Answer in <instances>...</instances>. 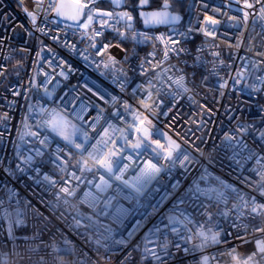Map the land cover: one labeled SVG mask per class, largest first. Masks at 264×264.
<instances>
[{
  "label": "built area",
  "instance_id": "2783aa9c",
  "mask_svg": "<svg viewBox=\"0 0 264 264\" xmlns=\"http://www.w3.org/2000/svg\"><path fill=\"white\" fill-rule=\"evenodd\" d=\"M57 1L40 0L37 11L38 0H0V200L12 213L0 215V264H202L204 256L207 264H264V209L251 211L253 197L264 205V0H189L179 24L155 29L125 6L96 16L97 0L93 20L86 9L79 24L88 26L79 27L53 15ZM50 109L77 126L82 149L42 124ZM106 156L116 175L127 165L121 180L96 163ZM85 161L90 171H81ZM148 164L161 171L137 197L131 185ZM101 176L105 191L96 187ZM197 187L224 191L226 201ZM169 215L181 221L178 234L164 228ZM154 225L162 233L145 241ZM209 229L220 243L201 250L196 233ZM120 239L126 244L113 242Z\"/></svg>",
  "mask_w": 264,
  "mask_h": 264
},
{
  "label": "snow or ice",
  "instance_id": "6c2138e0",
  "mask_svg": "<svg viewBox=\"0 0 264 264\" xmlns=\"http://www.w3.org/2000/svg\"><path fill=\"white\" fill-rule=\"evenodd\" d=\"M94 0H71L70 4H66L64 2V0H59L58 3H56L55 7H54V11L56 13L57 16L61 17L62 19H67V20H73V21H79L81 16L85 14V9H89L88 13H87V22H91L94 18L93 16V11L90 8V4L93 3ZM120 0H113L114 4H119ZM259 2V0H258ZM147 3V0H141V5ZM168 5L165 4L164 7L166 8ZM49 7H52V3L50 0V4ZM245 7L251 8L253 7V5L245 3ZM37 11L40 9V0H38L37 2ZM25 12L27 13V15L31 18L32 23L35 24L36 22V16L33 14V12L28 11L27 9H25ZM261 14H264V7H261L260 9ZM98 15H107L109 17L112 16V13L108 12V13H97ZM142 16L145 17V22H148V18L149 17H162L161 19L158 20V22H167L168 19L171 20H176L178 19V17H170L168 18L166 16V14L163 13H141ZM247 15V13L245 14ZM121 19H127L129 21L132 20V16L128 13V12H123L120 14ZM82 23L79 24V27H83V28H87L88 23ZM212 23H216V21H211ZM129 27H131V25L129 24ZM39 31L43 32L44 30L42 28L38 29ZM97 35H99V33H97ZM123 35V34H121ZM53 39L55 40L56 37H53ZM145 39H147V37H145ZM68 45H65V47H67ZM95 46V45H93ZM107 47V45H105V48ZM72 48L74 49L75 46L73 45ZM99 51V50H98ZM85 60L88 59V57H84ZM105 67H107V65H105ZM61 75H64V73L62 72ZM182 79V78H181ZM240 81L237 80L236 83H239ZM177 83H179V81H177ZM221 87H225L224 84H221ZM91 91V89H89ZM46 94L51 96L50 92H47L46 90ZM94 95L96 93H93ZM104 97L101 96V99H103ZM116 97H112V101L115 102ZM107 102V101H106ZM127 107V106H126ZM81 108H83V105H81ZM101 111H103V109H101ZM42 114L46 117L43 121L42 124L49 127L50 130L55 133L56 135L60 136L68 145H72L77 149H82L83 148V144L81 143H77V139H78V134L80 132V130L77 128V126L75 124H72L70 120L67 119V117L62 114L61 111L57 110V109H50V110H42ZM77 118H79V116L77 115ZM5 119H7V116H5ZM98 119V117H97ZM41 124L38 123L37 127H40ZM107 131V130H105ZM33 136H36V133H32ZM85 140L87 139V133H83ZM261 138L264 139V132L261 133ZM226 139H230V137H226ZM47 140V137L44 138V140H41L40 143L44 144L45 141ZM98 143H100L98 141ZM173 151L175 150V148H178L179 145L175 144V142L173 141ZM240 146L242 148H246L247 145L243 144L242 142L240 143ZM133 148H140L141 145L139 142L135 143L132 145ZM159 147V145H158ZM57 151H59V149H57ZM36 155L40 156L42 155L41 151L39 149L36 150ZM89 158L95 159L93 153L89 152L88 153ZM111 155H115V153H112ZM159 155V153H158ZM251 155H253V153L249 154V158L251 157ZM168 159L171 161L172 160V153H169ZM185 159H187V157H185ZM32 160V157H27V159L25 160V163H30ZM96 163H98L101 167L106 168L107 171L114 176V178L116 180H121L122 179V173L123 171L127 168V165H125V169H121L120 175H116V173L113 171V161L111 160L110 156H106V157H102L98 160H96ZM117 164L119 162H116ZM85 166L81 167V171H90V168H87V161L84 162ZM161 171L160 167H157L156 164H148L147 165V170L142 169L141 170V175L138 176L136 178V184L131 185V187L134 189L136 196L139 197L141 195H143L144 193V189L147 187V184L150 183L154 178H155V174L159 173ZM73 177L77 180H80L81 177H76L75 174L73 173ZM48 177H45V180H47ZM218 179V178H217ZM101 181L104 184V187H101V185H96L97 189L99 191H105L107 189V187H110V185H108V182L106 180H104V177L101 176ZM262 181H264V177H262ZM89 183H91V181H89ZM124 183L127 185L128 182L124 181ZM221 184H223L224 189H229L231 188L230 185L224 184L223 181H221ZM173 187L175 188L176 185H173ZM231 190L233 192H237L238 190L235 188H231ZM61 191L66 193L67 195H73L74 194V189H69L68 187H64L61 188ZM196 191H200L203 194L209 195V198H211V193H215L216 194V199L219 200H225L226 201V194L224 191H220L217 190L215 188H209L207 190H202L199 189V187H197ZM259 192L261 196H264V187H260L259 188ZM86 196L89 194H85ZM11 198V197H10ZM126 199H131V196L125 197ZM238 198L241 201H244V206L247 207V201L245 200V197L243 195H239ZM111 197H109L108 200L104 201V205L105 208H107L110 203H111ZM93 200H96L95 197H93ZM3 201L0 200V215H3L4 217H8L10 218L12 213H10L7 209L3 208ZM65 203H67V201H65ZM97 203H99V201H97ZM252 203L255 205L254 207H252L251 211L252 213H256L259 214L258 209H264V205L261 204H257L255 197L252 198ZM91 207H93L94 211L96 209V205L92 204L90 205ZM175 207V205H174ZM234 208H238V205H233ZM17 216H19V212L16 213ZM227 215V214H225ZM88 219H91V217H88ZM114 222L117 224L122 223V215L118 214L116 217L113 218ZM168 223L164 225L165 229H169L171 230L172 233L174 234H178L179 233V229L176 227L177 224H180L181 221L178 220L175 216L169 215L168 216ZM184 221H188V217H184ZM17 224H22L23 221L21 220H16ZM80 225V221L77 220V226ZM186 226V224H185ZM11 227H12V223L11 220L9 222V230H10V234H11ZM141 227H143V225L141 223H137L133 230L130 231L128 233V239L130 240L131 237L135 234L136 231H138ZM201 228H203V226H200ZM260 231H264V229H259ZM106 231L108 232V235L105 236V240H110L112 239V229L111 228H107ZM157 233H162L161 228L159 227V225H154L152 228H150L148 230V232L145 234V237L143 238L145 241H148L150 236L156 235ZM219 233L218 232H212L211 229H209L207 232L205 231H199L196 233V236L199 237L201 239V243L198 245V247L203 250L205 247H208L210 244H218L220 243L219 240ZM186 239H191V237H187ZM115 244H126V241L124 239H120V240H114L113 241ZM97 243L99 244V241H97ZM169 240L167 235L164 236V241L163 243L160 245V247L162 249L167 250L168 246H169ZM107 247V246H105ZM137 247H139V245H137ZM175 247L177 249L180 248L179 244H176ZM257 248L258 251L260 253H264V243H262L261 241H257ZM185 251H188L187 249H185ZM144 252L147 253L149 252V249L147 247L144 248ZM255 253L253 254V257H250L249 259L254 258ZM152 257L154 260H160V256L157 255L155 252H152ZM209 257L208 256H204L202 258V264H207Z\"/></svg>",
  "mask_w": 264,
  "mask_h": 264
},
{
  "label": "water",
  "instance_id": "95a60500",
  "mask_svg": "<svg viewBox=\"0 0 264 264\" xmlns=\"http://www.w3.org/2000/svg\"><path fill=\"white\" fill-rule=\"evenodd\" d=\"M111 4V7L114 8V9H120L122 7H124L126 5V0H120L119 4H114L113 3V0H108ZM59 2V0L57 1V3ZM64 2L66 4H70L71 3V0H64ZM167 4L168 6L165 8L164 5ZM150 6V0H147V3L141 5V0L138 1V3L136 4V8H137V16L138 18L140 19L141 21V24L144 28H159V27H168V26H172V25H177L181 22L182 20V15L179 14L178 12H175V11H172L171 8H170V3L165 0L163 3H162V6L160 8H155V9H150L148 8ZM110 12L111 13V10L110 9H103V8H100V7H96L94 9V14L96 16H101V17H109L107 15H98L97 13H108ZM163 13V14H166V16L168 18L170 17H178V19L176 20H171V19H168L167 22H158L159 19H161L162 17H149L148 18V22L146 23L145 22V17L141 15V13ZM85 13H86V9H85ZM53 15L56 17V18H59L61 20H64V21H67L69 23H73V24H79L82 19L84 18V15L81 16L80 20L79 21H73V20H67V19H62L61 17L57 16L55 11L53 12ZM133 19V17H132ZM131 27H128L129 28H132V24H130Z\"/></svg>",
  "mask_w": 264,
  "mask_h": 264
},
{
  "label": "trees",
  "instance_id": "16d2710c",
  "mask_svg": "<svg viewBox=\"0 0 264 264\" xmlns=\"http://www.w3.org/2000/svg\"><path fill=\"white\" fill-rule=\"evenodd\" d=\"M139 0H126V6L131 8L133 12V16L136 18V23L141 24L140 19L136 15L137 13V8L136 4L138 3ZM165 0H150V7L152 9L155 8H160L162 6V3ZM170 3V8L172 11L178 12L179 14L182 15V17L185 15L189 0H167ZM97 7L100 8H110L111 4L108 0H98L95 4Z\"/></svg>",
  "mask_w": 264,
  "mask_h": 264
},
{
  "label": "rangeland",
  "instance_id": "374dc122",
  "mask_svg": "<svg viewBox=\"0 0 264 264\" xmlns=\"http://www.w3.org/2000/svg\"><path fill=\"white\" fill-rule=\"evenodd\" d=\"M98 1V0H97ZM125 7H127L126 5H125ZM129 8V7H128ZM130 9V11H131V13H132V15H133V12H132V10H131V8H129ZM72 123V122H71Z\"/></svg>",
  "mask_w": 264,
  "mask_h": 264
},
{
  "label": "flooded vegetation",
  "instance_id": "af4514ba",
  "mask_svg": "<svg viewBox=\"0 0 264 264\" xmlns=\"http://www.w3.org/2000/svg\"><path fill=\"white\" fill-rule=\"evenodd\" d=\"M148 8L152 9L150 6Z\"/></svg>",
  "mask_w": 264,
  "mask_h": 264
},
{
  "label": "bare ground",
  "instance_id": "6f19581e",
  "mask_svg": "<svg viewBox=\"0 0 264 264\" xmlns=\"http://www.w3.org/2000/svg\"><path fill=\"white\" fill-rule=\"evenodd\" d=\"M137 13V12H136ZM137 15V14H136ZM136 17V16H135ZM136 19V18H135Z\"/></svg>",
  "mask_w": 264,
  "mask_h": 264
}]
</instances>
